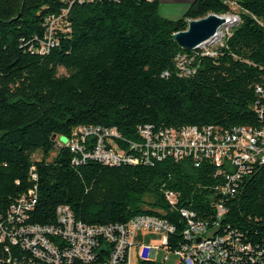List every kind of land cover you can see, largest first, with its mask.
I'll list each match as a JSON object with an SVG mask.
<instances>
[{"label": "trees", "instance_id": "16d2710c", "mask_svg": "<svg viewBox=\"0 0 264 264\" xmlns=\"http://www.w3.org/2000/svg\"><path fill=\"white\" fill-rule=\"evenodd\" d=\"M159 10V0H0V222L34 190L27 225H57L61 206L89 226L153 217L173 227L165 247L178 252L191 244L187 210L212 237L232 233L251 245V256L264 251V164L224 193L225 176L209 159L198 166L170 157L112 164L82 161L66 145L80 128L116 130V143L135 154L131 143L142 140L145 125L155 131L263 125L256 105L258 87L264 90V0H195L178 20ZM209 14L240 18L215 57L174 39ZM183 56L190 74L179 67ZM91 139L83 142L87 151ZM37 152L42 157L34 160ZM30 258L8 237L0 242V264ZM141 264L158 263L145 250Z\"/></svg>", "mask_w": 264, "mask_h": 264}, {"label": "built area", "instance_id": "2783aa9c", "mask_svg": "<svg viewBox=\"0 0 264 264\" xmlns=\"http://www.w3.org/2000/svg\"><path fill=\"white\" fill-rule=\"evenodd\" d=\"M229 18H237V23L240 21L236 14L225 17L226 24L218 29L213 38L196 49V53L217 56V47L224 46L225 39L231 35V29L234 27L229 26ZM212 44H215L214 50H207ZM178 61L183 73L190 74V69L186 67L187 57L178 58ZM258 92L262 94L256 105L258 116L263 121L260 128L186 126L181 129L164 128L155 131L150 125H145L139 129L142 140L131 143L130 149L134 150L135 154H129L116 143L115 139L120 137L116 130L105 129L101 132L100 129L80 128L75 131V138L66 145L73 152L82 153V161L95 159L112 164H148L153 159L170 157L176 160L191 158L198 166L199 161L209 159L217 167L216 175L225 176L226 185L223 192H233L239 180L247 175L255 164H264V90L258 87ZM92 137L96 138L94 146L87 151L83 142ZM33 177L36 178V175L33 174ZM167 198L175 203L177 195L168 192ZM35 203L36 194L32 190L23 195L18 204L10 208L5 221L0 222V242L8 237L13 244H21L33 257L30 258L29 264H132L131 248L136 245L143 231L163 233L162 246H165L173 228L163 220L146 216H137L126 224L89 226L75 220L67 206L57 209V225H27L25 221ZM224 212V206L219 204L218 215L221 216ZM182 214L189 222L185 236L191 242L176 252L183 264H244L241 254L247 257L246 264H264V251L257 252L255 257L251 256V245H242L237 238L233 240L232 233L219 238H206V227L202 223H194L195 215L187 210H182ZM53 239L60 240L56 243ZM145 250L154 258L158 248L145 246L141 257ZM101 257H104V260L101 261Z\"/></svg>", "mask_w": 264, "mask_h": 264}, {"label": "rangeland", "instance_id": "374dc122", "mask_svg": "<svg viewBox=\"0 0 264 264\" xmlns=\"http://www.w3.org/2000/svg\"><path fill=\"white\" fill-rule=\"evenodd\" d=\"M169 5L163 6L162 14H160L162 17L170 19V20H178L180 19L185 11H183L182 8L180 9H173ZM234 10L237 8L234 6ZM225 17H232L231 16H225ZM230 20H234L237 18H229ZM215 44H212L207 47V50H214ZM61 72L64 73V71L61 70ZM61 142L66 143V139L63 137L60 139ZM55 155V152L52 153L51 157ZM42 157L41 152H37L33 159L39 160ZM214 233L213 230H208L207 233H205V236H212ZM164 241V235L161 232L157 231H143L141 233V236L139 237L136 245L132 246L131 248V261L132 264H141V253L145 246H150L152 248L157 247L158 251L155 255V257H151L150 253H148V258L154 260L158 264H181L180 257L176 254V252L168 251L165 246H162V243Z\"/></svg>", "mask_w": 264, "mask_h": 264}, {"label": "water", "instance_id": "95a60500", "mask_svg": "<svg viewBox=\"0 0 264 264\" xmlns=\"http://www.w3.org/2000/svg\"><path fill=\"white\" fill-rule=\"evenodd\" d=\"M227 20L225 17L217 14H209L208 16L191 20L185 31L174 34L176 42L186 50H196L205 42L213 38L218 29L225 25ZM198 239L197 242H199Z\"/></svg>", "mask_w": 264, "mask_h": 264}, {"label": "crops", "instance_id": "0c3cea01", "mask_svg": "<svg viewBox=\"0 0 264 264\" xmlns=\"http://www.w3.org/2000/svg\"><path fill=\"white\" fill-rule=\"evenodd\" d=\"M160 1V14H162V9L163 6L169 5L173 9H180L182 8L183 11H187V9L190 7V5L195 1V0H159ZM170 7V8H171Z\"/></svg>", "mask_w": 264, "mask_h": 264}, {"label": "bare ground", "instance_id": "6f19581e", "mask_svg": "<svg viewBox=\"0 0 264 264\" xmlns=\"http://www.w3.org/2000/svg\"><path fill=\"white\" fill-rule=\"evenodd\" d=\"M235 22H237V19H234V20L229 19V26H232ZM171 231H172V228H171Z\"/></svg>", "mask_w": 264, "mask_h": 264}]
</instances>
